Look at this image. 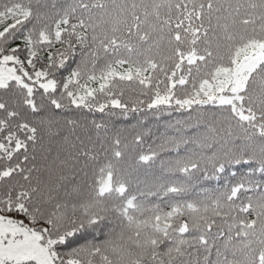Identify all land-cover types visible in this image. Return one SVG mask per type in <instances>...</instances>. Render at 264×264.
I'll use <instances>...</instances> for the list:
<instances>
[{
    "label": "snow or ice",
    "instance_id": "6c2138e0",
    "mask_svg": "<svg viewBox=\"0 0 264 264\" xmlns=\"http://www.w3.org/2000/svg\"><path fill=\"white\" fill-rule=\"evenodd\" d=\"M0 264H264V0H0Z\"/></svg>",
    "mask_w": 264,
    "mask_h": 264
}]
</instances>
